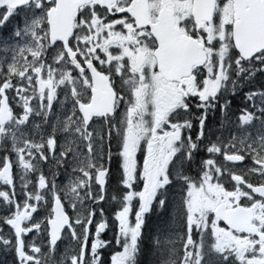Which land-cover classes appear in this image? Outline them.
I'll use <instances>...</instances> for the list:
<instances>
[{"label":"snow or ice","instance_id":"obj_1","mask_svg":"<svg viewBox=\"0 0 264 264\" xmlns=\"http://www.w3.org/2000/svg\"><path fill=\"white\" fill-rule=\"evenodd\" d=\"M0 264H264V0H0Z\"/></svg>","mask_w":264,"mask_h":264},{"label":"trees","instance_id":"obj_2","mask_svg":"<svg viewBox=\"0 0 264 264\" xmlns=\"http://www.w3.org/2000/svg\"><path fill=\"white\" fill-rule=\"evenodd\" d=\"M237 102L239 103V99L237 100ZM109 235H110V233H109Z\"/></svg>","mask_w":264,"mask_h":264}]
</instances>
